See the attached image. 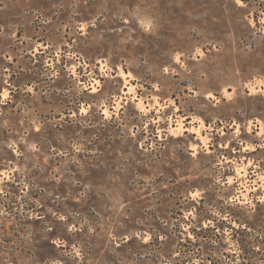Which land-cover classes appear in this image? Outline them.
I'll return each instance as SVG.
<instances>
[{
	"label": "rangeland",
	"instance_id": "1",
	"mask_svg": "<svg viewBox=\"0 0 264 264\" xmlns=\"http://www.w3.org/2000/svg\"><path fill=\"white\" fill-rule=\"evenodd\" d=\"M261 176L264 0H0V264H264Z\"/></svg>",
	"mask_w": 264,
	"mask_h": 264
},
{
	"label": "bare ground",
	"instance_id": "2",
	"mask_svg": "<svg viewBox=\"0 0 264 264\" xmlns=\"http://www.w3.org/2000/svg\"><path fill=\"white\" fill-rule=\"evenodd\" d=\"M118 75H120V76H122V77L124 78V87L127 88V91H128V92L132 93V89H133L134 86H133V83L128 82V80L130 79V78L128 79L129 72H126V71L121 70V71L119 72ZM95 82H98V80H95ZM91 89H92V91H95V90H96V87L94 86V83L91 85ZM134 98L136 99L139 108H140V109H143V110H146V108H145L146 105H145L144 102L142 101V98L137 97V96H134ZM105 110H106V109H104V111H105ZM202 127H203V124H202L201 122H199L197 126H192L191 128H187V127H185V125L183 124L182 119H179V120L177 121L175 127H173V129H176V130H178L179 132L185 130L186 128H187V129H192V130L197 134V136H199V138L203 141V140H205V135H203V134L201 133ZM194 132H193V133H194ZM205 143H206V142H205ZM250 147H251V146H249V145H248V146H244V148H250ZM252 148H253V147H252ZM240 166H241V167H240ZM240 166H239L238 170H237V168H236V171H238L239 175H244V172H243V171H246V170H245V164H244V165L241 164ZM237 175H238V174H237ZM261 179H262L261 186H262V189H263V191H264V176H261ZM228 181H230V179H229Z\"/></svg>",
	"mask_w": 264,
	"mask_h": 264
}]
</instances>
